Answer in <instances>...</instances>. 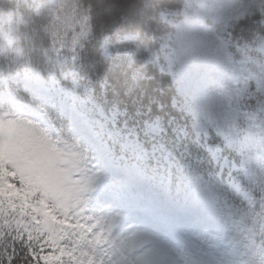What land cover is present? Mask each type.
Here are the masks:
<instances>
[{"label": "rangeland", "instance_id": "obj_1", "mask_svg": "<svg viewBox=\"0 0 264 264\" xmlns=\"http://www.w3.org/2000/svg\"><path fill=\"white\" fill-rule=\"evenodd\" d=\"M50 3L47 32L56 48H81L91 35L89 8L81 0ZM183 3L175 15L162 14L171 29L158 48L125 35L121 47L105 40L102 51L131 53L169 72L197 134L207 141L203 131L211 129L235 151L237 159L226 164L207 145L205 175L179 169L169 182L147 172L142 162L168 161V151H147L108 128L74 67L61 76L33 69L1 79L0 197L15 196L13 208L60 226L65 237L53 264H264V209L251 229L235 201L252 199L254 191L264 198V35L239 41L230 32L241 18L264 12V0ZM65 80L74 87L65 88ZM149 129L161 131L158 123ZM102 134L119 140L117 157L104 151ZM206 176L209 182L199 181ZM189 182L196 184L189 192L211 208L181 192Z\"/></svg>", "mask_w": 264, "mask_h": 264}, {"label": "trees", "instance_id": "obj_2", "mask_svg": "<svg viewBox=\"0 0 264 264\" xmlns=\"http://www.w3.org/2000/svg\"><path fill=\"white\" fill-rule=\"evenodd\" d=\"M81 1L89 8L91 35L81 48L69 53L58 50L47 32L50 0H0V77L37 69L48 78L50 73L61 76L74 67L79 73L81 90L109 118L108 128L117 130L121 138L135 137L147 150L158 147L169 152L168 161L148 157L151 163L147 162L146 168L150 172H167L170 178L179 175V169L191 175H205L204 166L212 160L207 155L206 143L196 140L193 119L177 105V90L170 73L131 53L105 56L102 51L105 40L121 47L127 42L125 35H133L131 43L158 48L159 41L171 29L162 14L173 16L180 12L183 0ZM231 28L232 39L239 41L264 35V12L247 15ZM9 38L11 44L6 45ZM63 83L65 88L74 87L67 80ZM19 96L27 99L26 95ZM152 123L160 124L159 134L149 131ZM207 130V140L211 137L220 158L226 156V164L235 161V151L211 129ZM100 140L106 152L120 147L119 140L111 134H102ZM189 184L190 188L196 186ZM254 193L245 213L250 216L252 228L261 224L254 217L255 212L264 209V198L258 196L259 191ZM1 198L0 264H53L52 256L59 258L65 237L60 226L47 217L37 221L29 211L13 208L15 196L9 200Z\"/></svg>", "mask_w": 264, "mask_h": 264}]
</instances>
